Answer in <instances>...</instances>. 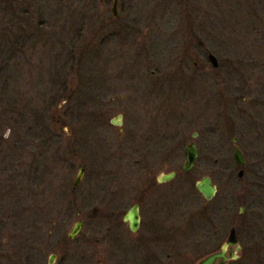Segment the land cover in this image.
<instances>
[{"label":"rangeland","instance_id":"1","mask_svg":"<svg viewBox=\"0 0 264 264\" xmlns=\"http://www.w3.org/2000/svg\"><path fill=\"white\" fill-rule=\"evenodd\" d=\"M112 2L0 0V264H38L43 240L74 264H174L163 252L193 250L196 224L226 219V203L264 210V0H118L117 16ZM192 141L201 158L182 173ZM146 171L176 175L154 182L163 200L134 236L114 239L113 225L102 239V203ZM204 175L213 200L196 189Z\"/></svg>","mask_w":264,"mask_h":264},{"label":"flooded vegetation","instance_id":"2","mask_svg":"<svg viewBox=\"0 0 264 264\" xmlns=\"http://www.w3.org/2000/svg\"><path fill=\"white\" fill-rule=\"evenodd\" d=\"M205 51L206 53H208L207 50ZM152 111L153 109H151V112ZM123 116L124 115L122 112H119L117 114L115 118L117 120L116 121L117 125L111 123L112 118L109 121L112 125L119 127L121 126L124 120ZM194 133H196L195 136ZM197 135L198 132H193L192 134V136L194 137H198ZM161 139L164 140L163 138ZM135 140H133V144H131V146L133 149L136 147L138 151L141 152L143 149L141 148V145L137 144ZM192 143L195 146H197L196 149L198 151V156L199 158H201L199 146L194 141L183 143L184 157H185V148H186L185 145L187 144L189 146ZM233 144L235 145L237 144V137H236V142H233ZM139 156L141 157L142 153L139 154ZM214 161L216 160L214 159ZM146 173H147V175L145 176L146 180L143 181L144 183H142V186L138 187L136 191L133 190L131 192L127 191L123 193L112 192V194H114V200H112V202L106 201L102 203L101 208L105 211V213H103V217H106L105 220L106 223L104 227L105 234L102 239L106 240V238H108V235L112 234L109 233V230L111 226L113 227V225H114L113 236H115L114 239H117L118 237L122 238L123 240L124 237L131 238L132 236H134V234H136V232H138L140 226H142L143 221H142L141 212L144 210V208L145 207L153 208V205L156 201H158L159 199L163 200L162 196L160 197V194H155V193L153 194V191L158 188V185H154V182L160 185L163 184L164 181L161 182L160 180H161V176L164 173L157 176L152 174L153 172L151 173L149 171H146ZM175 175H176V171H175ZM83 176L84 173L82 177ZM74 184L71 187V189H75V187L79 186L81 183L79 185H74ZM118 194L120 196H118ZM216 194H217V190L215 193V197ZM214 198H211L210 200H213ZM239 203L240 205L238 208H236V206L233 205L232 203L231 204L226 203L225 205L226 208L223 210L227 217L226 219L221 218L220 222H216L213 220L209 221L208 219V222L203 227L202 224L199 223L196 224L195 230L193 231L194 235L192 236L193 240L191 243L193 250L187 248L186 251H181V254L179 253L177 254V256H175L173 252L172 253L170 252L171 253L170 254L169 251L166 250L165 252H163L165 253V258L169 259L168 257L171 256L172 258L173 256L174 259H172V261L174 262V264L175 263L176 264H264V210H260L254 214L252 213L253 217L247 218V215H245L247 213L246 212V208L248 206L247 202L243 200L242 197H240ZM134 207H136L138 211L140 222H138L137 229L132 231L131 226L129 224L130 222L125 219V215L129 211H131ZM125 208L126 210L123 211V209ZM49 222L50 223L46 221L45 224L46 225L53 224V221L52 222L49 221ZM79 222H82L83 224V221H79ZM150 228L152 229L151 223H150ZM79 235L80 234L76 235L75 237H73V239H70L68 235V238L71 242H73V240L77 239ZM145 237L150 239L153 237V234L149 233ZM188 237H190V235H186L183 238L187 239ZM48 238L50 239L51 236H48ZM50 243H51L50 240H43L39 243V246H42L40 250V254H42L43 257H45V253H44L45 250L50 249L46 264H49L50 259L53 260V264H72V262L73 264L77 263L76 257L70 255L69 252H67L69 250H64L63 253H61L60 249L58 248V245L50 246ZM59 245L61 247L62 244ZM63 245H65V243ZM0 247H2V245H0ZM43 257L41 258V262L40 260H38V264H43L44 262Z\"/></svg>","mask_w":264,"mask_h":264},{"label":"water","instance_id":"3","mask_svg":"<svg viewBox=\"0 0 264 264\" xmlns=\"http://www.w3.org/2000/svg\"><path fill=\"white\" fill-rule=\"evenodd\" d=\"M117 4H118V0H113L112 2V8H111V13L114 16L118 15V10H117ZM207 59L208 61L211 63V65L213 67H218V61L214 55V53L208 51V55H207ZM116 119L112 118L111 123L112 124H116ZM196 135V133H194V136ZM232 142H236V137H233ZM185 160L182 163V173H187L189 171H191L195 165V162L197 161V159L199 158L198 156V151L196 149L197 146H195L193 143L191 145H185ZM233 160L235 161L236 164L239 165L240 169L237 173V175H239L238 177H243L244 176V166L247 165L246 164V160L244 157V154H242L238 144L233 146ZM79 174L76 175L75 179H74V185H79L80 183V179L83 175L84 172V167H80L78 170ZM175 176V171L171 172V173H166L163 174L161 176V182H165L168 180H173ZM195 186L197 187L196 189L199 191V193L201 194L202 197H204L206 200H210L211 198L215 197V193L217 190V186L215 184L212 183L211 181V176L208 175H204V178H200V180H198L195 183ZM125 219L127 221H129L130 226H131V230L134 231L137 229L138 227V222L139 221V215H138V211L136 209V207H134L131 211H129L126 215H125ZM82 222L76 221L74 222V225H72V228L70 230V232L68 233L70 239H73V237H75L76 235H78V233L81 231L82 229ZM49 264H53V260L50 259L49 260Z\"/></svg>","mask_w":264,"mask_h":264},{"label":"trees","instance_id":"4","mask_svg":"<svg viewBox=\"0 0 264 264\" xmlns=\"http://www.w3.org/2000/svg\"><path fill=\"white\" fill-rule=\"evenodd\" d=\"M251 20H252V21H250V23H249L250 26H251V28H256L257 26L253 25V23L255 22L254 18L251 17ZM259 20L261 21V19L258 18V21H259ZM258 21H257V22H258ZM263 24H264V23H263ZM257 30H259L258 27H257ZM61 100H63V98L58 97L57 100H56L57 102H56L55 104H57L58 102H61ZM15 104H17V103L15 102L13 106H15ZM10 109H11V107L9 108V110H10ZM11 112H12V114L14 113L12 110H11ZM17 114H18V113L15 112V113H14V116L17 115ZM12 119H13V117H12ZM14 120H15V119H13V121H14ZM32 139H33V138H32ZM34 139L37 140V139H40V138L37 136V137H35ZM38 146H39V143H37V147H38Z\"/></svg>","mask_w":264,"mask_h":264}]
</instances>
